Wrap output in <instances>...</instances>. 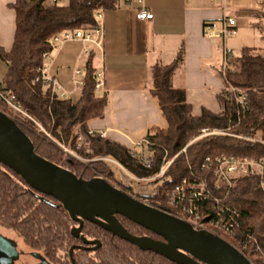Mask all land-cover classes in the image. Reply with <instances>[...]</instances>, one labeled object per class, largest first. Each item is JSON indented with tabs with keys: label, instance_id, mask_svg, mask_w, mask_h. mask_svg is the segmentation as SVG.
<instances>
[{
	"label": "trees",
	"instance_id": "16d2710c",
	"mask_svg": "<svg viewBox=\"0 0 264 264\" xmlns=\"http://www.w3.org/2000/svg\"><path fill=\"white\" fill-rule=\"evenodd\" d=\"M120 3L130 0H70L67 6L52 5L50 0H15L10 8L16 15V31L12 49L6 52L0 45V59L8 65L7 74L0 87L16 96L35 122L14 115L6 104L0 110L13 117L31 139L36 153L44 159L70 170L84 180L101 176L112 181L134 197L143 198L151 205L176 214L166 204L161 190L144 196L133 188L114 181L109 163L113 159L138 179L155 176L164 159H173L185 147L166 175L168 187L173 188L183 179L215 185L212 172L202 169L206 158L235 156L264 160V50L244 49L232 61L237 72L225 77V90L220 95V114L203 110L194 116L186 101L184 89L172 86V80L184 60L182 49L168 66L155 65L150 69V95L157 101L165 129L153 128L146 140L147 151L153 164L147 169L132 156L133 150L118 143L88 135V123L105 114L107 98L96 90L95 54L85 64V85L78 99L61 100L51 89H44L38 69L45 64L43 56L52 53V38L65 31L95 28L98 14L113 11ZM260 21L256 25L264 32V0H261ZM247 97V105L239 104L237 95ZM234 94V93H233ZM65 145L75 147V136L85 137L78 154L88 160L83 163L64 153L51 142L40 127ZM203 130H216L231 135H211L199 138ZM258 134L262 142H253ZM199 138V139H198ZM258 178H242L229 193L227 203L242 214V233H250L264 248V199ZM153 184H156L153 183ZM214 191V190H213ZM160 201L157 204L156 201ZM120 223L134 236L161 238L125 217L117 216ZM0 222L21 234L33 250L43 253L52 264H176L153 252H145L123 241L101 227L85 222L82 236L97 245H84L73 231L79 227L64 207L53 198L31 189L16 173L0 163ZM231 242L235 243L233 240ZM74 248L72 255L71 249ZM264 251V250H263ZM253 264H264V253L255 256L253 247L245 252ZM72 256V258H71Z\"/></svg>",
	"mask_w": 264,
	"mask_h": 264
},
{
	"label": "crops",
	"instance_id": "0c3cea01",
	"mask_svg": "<svg viewBox=\"0 0 264 264\" xmlns=\"http://www.w3.org/2000/svg\"><path fill=\"white\" fill-rule=\"evenodd\" d=\"M15 0H0V45L9 52L14 44L16 15L10 8ZM70 0H62L67 6ZM149 21L137 18L141 6L120 3L113 11L102 13V36L90 45L94 66L103 73L104 87L98 95L107 98L105 114L88 123V129L105 132L109 141L133 151L144 144L153 128L167 127L157 101L150 95V69L168 66L183 49L184 60L172 80L176 89H184L194 116L203 110L222 112L219 101L225 90L222 76L226 48L234 59L244 49L264 50V32L257 28L261 0H144ZM225 18L237 22V34L228 39H209L206 25H222ZM81 42L55 46L48 63L51 77L57 80L69 98L78 99L74 71H85L88 57ZM0 59V84L8 65ZM147 152V148L144 149ZM149 154V153H147Z\"/></svg>",
	"mask_w": 264,
	"mask_h": 264
},
{
	"label": "water",
	"instance_id": "95a60500",
	"mask_svg": "<svg viewBox=\"0 0 264 264\" xmlns=\"http://www.w3.org/2000/svg\"><path fill=\"white\" fill-rule=\"evenodd\" d=\"M0 163L34 191L59 202L79 224L73 234L84 245H97L95 249L101 245L81 235L85 222H89L142 251L153 252L176 264H253L224 239L195 230L186 221L132 196L109 180L98 176L84 180L39 156L17 122L1 110ZM117 216L125 217L161 240L132 235ZM72 263L75 264L73 260Z\"/></svg>",
	"mask_w": 264,
	"mask_h": 264
},
{
	"label": "built area",
	"instance_id": "2783aa9c",
	"mask_svg": "<svg viewBox=\"0 0 264 264\" xmlns=\"http://www.w3.org/2000/svg\"><path fill=\"white\" fill-rule=\"evenodd\" d=\"M130 1L136 2L138 5L141 6V10L137 14V18L139 20L149 21L154 18L153 14L145 10L144 0ZM209 1L214 2L215 0ZM50 4L62 5V0H50ZM97 17L100 20L102 18V14H98ZM102 32V27L99 24L95 28L65 31L61 34L55 35L52 38L51 42L54 47L70 42H81L84 46L83 53L87 57H89L92 54V48H90V45L93 44L96 46H100L97 40L102 36ZM236 34L237 22L233 18H225L221 26L216 23H211L206 25L204 28V35L209 39H228L234 37ZM43 59L45 61V64L42 68L38 69V73L40 76L36 79V81H42L44 89H51L52 92L57 95L59 99L63 101L68 100V94L60 86L57 80L51 77L50 75L48 63L51 59V53H45ZM233 60L234 56L232 54V51L226 48L224 53L222 76L225 77L229 73L237 72V68L232 63ZM103 76V73L96 74L97 91L102 90V88L104 87ZM84 77L85 71L79 69H76L74 71V83L76 88H80L82 90L83 86L85 85ZM230 92L233 96L237 95L239 104L243 106L247 105V97L245 95H238V92H236L233 88L230 89ZM0 102L6 104L14 115L22 116L26 119L35 122L34 119L24 109V107L19 103L16 96L8 91L3 90L1 87ZM11 118L14 119L13 117ZM40 129L51 142L55 143L68 156L82 162L85 161V159L79 156L77 152L85 144L84 135L78 134L75 136L74 140L76 148H73L70 145H65L56 141L51 134L46 132L41 127ZM88 135L92 137L99 136L103 140L107 139V134L105 132L97 133L96 131L89 130ZM211 135L231 134L223 131L203 130L199 138ZM251 140L253 142H262L260 134H258L256 139ZM147 145V140L144 142V144L138 145L140 150L134 151L132 153V156L138 159L144 168L149 169L153 164V158L151 154L145 153L144 149L147 148ZM188 146L185 147L180 153H178V155H176L173 159H164V164L160 168L159 172L155 176L148 179H138L134 177L122 165H120L113 159L107 158L101 159L99 161H105L109 164L119 166L126 173L128 180L130 179L132 182H137L138 184L148 183V185L153 186V192H155V190H161L162 196L165 198L167 206L174 210L176 214L163 209L161 210L186 221L187 223L192 225L195 230L205 231L207 233L216 235L224 239L225 241L233 245L236 249H238L245 256V252L251 249L252 247L255 250L256 257L257 254L264 253V248L256 242V240L252 237L250 233H242L240 231L242 214L239 210L230 206L226 201L229 193L237 186L238 181L242 178H258L260 180L259 187L264 199V160L238 158L235 156L226 155L215 158L208 157L204 161L202 169H209L212 172V175L216 180L213 189H211V187H209L206 182L197 179H194L192 181L188 179H183L173 188L168 187L166 175L169 172L174 161L179 156L186 154ZM155 182L156 184L154 186L153 183ZM120 183L125 187H133L130 184H125L123 181H120ZM115 186L119 189H122L117 185ZM145 202L150 204L146 200ZM156 203L160 204V201L158 200L156 201ZM231 240H233L235 243L231 242Z\"/></svg>",
	"mask_w": 264,
	"mask_h": 264
},
{
	"label": "flooded vegetation",
	"instance_id": "af4514ba",
	"mask_svg": "<svg viewBox=\"0 0 264 264\" xmlns=\"http://www.w3.org/2000/svg\"><path fill=\"white\" fill-rule=\"evenodd\" d=\"M5 229L13 232L10 234ZM15 234L21 236L0 222V264H52L43 253L30 248L22 236L23 243L18 242Z\"/></svg>",
	"mask_w": 264,
	"mask_h": 264
},
{
	"label": "rangeland",
	"instance_id": "374dc122",
	"mask_svg": "<svg viewBox=\"0 0 264 264\" xmlns=\"http://www.w3.org/2000/svg\"><path fill=\"white\" fill-rule=\"evenodd\" d=\"M145 153L147 154L148 151L145 152ZM83 159H85V158H83ZM87 162H88V160L85 159V161L83 163H87ZM109 165L111 167V171L114 174V181H116L118 183L120 181H123L125 184L132 185L133 186L132 188L136 191V193H139L141 195L149 196L150 194H152V192L154 190L153 186L148 185V183H140V184H138L137 182H132L130 179L128 180V177H127L126 173L119 166L114 165V164H109ZM110 182H112V181H110ZM153 185L155 186V184H153ZM141 200H144L145 201V199H143V198H141ZM6 232H8V233L11 234L13 231L6 230ZM14 237H16V239H17L18 242L23 243V240H22L21 236L15 234Z\"/></svg>",
	"mask_w": 264,
	"mask_h": 264
}]
</instances>
